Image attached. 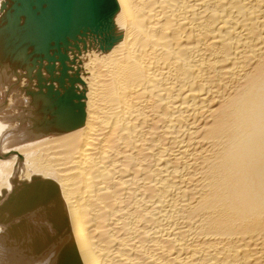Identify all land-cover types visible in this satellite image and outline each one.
I'll return each mask as SVG.
<instances>
[{
  "label": "bare ground",
  "instance_id": "1",
  "mask_svg": "<svg viewBox=\"0 0 264 264\" xmlns=\"http://www.w3.org/2000/svg\"><path fill=\"white\" fill-rule=\"evenodd\" d=\"M0 264H264V0H0Z\"/></svg>",
  "mask_w": 264,
  "mask_h": 264
}]
</instances>
